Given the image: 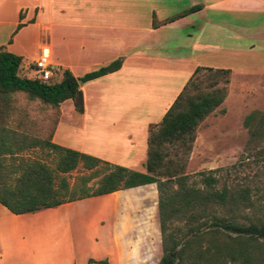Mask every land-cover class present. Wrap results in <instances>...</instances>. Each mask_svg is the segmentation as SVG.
I'll use <instances>...</instances> for the list:
<instances>
[{
    "label": "crops",
    "instance_id": "1",
    "mask_svg": "<svg viewBox=\"0 0 264 264\" xmlns=\"http://www.w3.org/2000/svg\"><path fill=\"white\" fill-rule=\"evenodd\" d=\"M229 1L189 0L173 13L172 4L156 0H0V51L19 56L17 74L30 79L41 47L57 79L62 69L80 77L120 59L115 71L79 83L80 113L70 99L59 103L49 141L143 172L147 130L195 67L229 70L215 109L226 112L231 94L259 93L264 0H252L257 25L251 30L244 4ZM249 104L257 109V98ZM237 105L244 107L243 100ZM39 218L49 219L44 228L53 241L46 247L39 246ZM160 254L155 183L33 213L13 214L0 205V264H156Z\"/></svg>",
    "mask_w": 264,
    "mask_h": 264
},
{
    "label": "trees",
    "instance_id": "2",
    "mask_svg": "<svg viewBox=\"0 0 264 264\" xmlns=\"http://www.w3.org/2000/svg\"><path fill=\"white\" fill-rule=\"evenodd\" d=\"M197 9L198 5L191 6L168 20ZM20 26L17 24L16 28ZM19 62V56L0 51V99L21 92L54 107L57 112L59 103L70 99L78 113L82 111L79 83L120 66V59H115L80 77L62 69L59 79L52 76L41 81L19 76ZM200 71L210 73L209 89L189 94L188 88L195 85L194 79ZM228 75V69L194 68L161 119L147 130L143 172L109 164L49 140L31 142L44 144L56 154L51 169L37 159L18 158L16 153L29 145L24 143V137L16 138L15 131L0 125V205L13 214L33 213L77 199L155 183L161 249L156 264H264V218L249 219L239 214L251 206L247 190H231L225 184L216 186L217 178L211 170L197 172L196 180H189L183 172L182 156L191 149L198 123L223 101ZM242 126L248 135L247 145L264 140V107L245 114ZM166 145L176 146L181 156L169 158ZM6 157L12 161L8 168L2 164ZM77 166L88 173L80 174L68 184L62 174ZM99 172L101 176L88 185ZM92 262L96 261L87 260V264Z\"/></svg>",
    "mask_w": 264,
    "mask_h": 264
},
{
    "label": "rangeland",
    "instance_id": "3",
    "mask_svg": "<svg viewBox=\"0 0 264 264\" xmlns=\"http://www.w3.org/2000/svg\"><path fill=\"white\" fill-rule=\"evenodd\" d=\"M188 1L156 0L160 4H172L169 8L173 13L182 10ZM240 2L246 8L247 17L251 16L250 21L247 22L248 30H251L249 27L257 25L256 4L252 0H240ZM216 17L220 18V15ZM247 79L253 81L254 78L247 77ZM247 79L243 82L246 83ZM211 80L209 72L200 71L194 79L195 85L188 88V93L208 90ZM257 82L261 85L257 95L248 90L241 95L231 94L226 112L215 109L204 117L196 127L195 139L190 151L182 156L185 162L183 172L189 176V180H196L197 172L206 173L211 170L212 175L217 178L216 186L225 184L231 190L246 189L251 206L245 207L239 214L249 219L264 218V140L247 145L248 135L242 126L243 116L253 110L252 105L249 104L252 99L257 98V110L264 107V74L257 75ZM239 100H243L244 107L237 105ZM56 117L57 111L54 107L42 103L37 98H30L25 93L18 92L0 99V125H6L15 131L16 138L24 137V143L29 145L18 151L16 156L25 160L37 159L51 169L55 166L56 154L44 144L32 145L31 142L48 141ZM166 151L169 158L181 156L176 146L166 145ZM10 163L12 164V161L8 157L2 162L6 168ZM87 173V170L77 166L62 175L68 184H72L77 176ZM100 176L99 172L88 181V185L94 184ZM132 192L138 193L135 190ZM237 220L246 221L243 218ZM47 221H49L47 218L38 220V241L39 246L42 247L52 244L53 241L44 228Z\"/></svg>",
    "mask_w": 264,
    "mask_h": 264
},
{
    "label": "built area",
    "instance_id": "4",
    "mask_svg": "<svg viewBox=\"0 0 264 264\" xmlns=\"http://www.w3.org/2000/svg\"><path fill=\"white\" fill-rule=\"evenodd\" d=\"M33 71L35 74L34 78L41 81H47L57 74L58 70L53 68L45 47L40 48L39 55L33 61Z\"/></svg>",
    "mask_w": 264,
    "mask_h": 264
}]
</instances>
